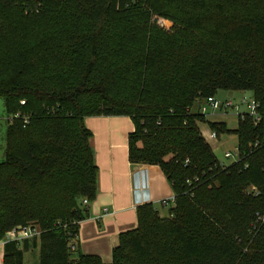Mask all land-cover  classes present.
<instances>
[{
  "label": "trees",
  "instance_id": "trees-1",
  "mask_svg": "<svg viewBox=\"0 0 264 264\" xmlns=\"http://www.w3.org/2000/svg\"><path fill=\"white\" fill-rule=\"evenodd\" d=\"M220 90L249 91L259 123L194 111ZM0 96V241L40 230L7 241L3 264L38 244L39 264H264V0H0ZM99 115L132 118L129 159L159 165L175 204L139 206L110 263L78 248L99 177L85 118ZM201 122L236 134L240 160L222 164Z\"/></svg>",
  "mask_w": 264,
  "mask_h": 264
},
{
  "label": "crops",
  "instance_id": "crops-1",
  "mask_svg": "<svg viewBox=\"0 0 264 264\" xmlns=\"http://www.w3.org/2000/svg\"><path fill=\"white\" fill-rule=\"evenodd\" d=\"M232 96L220 99L216 94L215 97L223 101ZM205 104V101L198 102L194 111L200 112ZM232 115L234 113L229 110L214 111L211 108L205 113L208 121L222 122L228 129L235 130L238 124L232 126L227 123ZM85 123L93 134L91 145L99 177L96 198L88 200L87 205L83 200L80 201L84 218L79 222L78 248L83 253L97 255L102 261L110 263L120 234L138 226V207L152 203L163 215V210L170 212L175 205L174 192L159 165L130 161L129 138L135 130L130 116H88ZM199 129L212 149L223 143L219 140L220 136H212L208 123H199ZM164 200L167 205L162 203ZM26 239L31 242L33 237ZM4 245L0 241V264H3ZM33 251H39V244L25 251L23 264H27L28 256ZM36 260L39 263V255L34 256V261Z\"/></svg>",
  "mask_w": 264,
  "mask_h": 264
},
{
  "label": "rangeland",
  "instance_id": "rangeland-1",
  "mask_svg": "<svg viewBox=\"0 0 264 264\" xmlns=\"http://www.w3.org/2000/svg\"><path fill=\"white\" fill-rule=\"evenodd\" d=\"M156 24L165 30H170L174 25L172 21L162 17L156 18ZM230 95H233L230 99L237 104V108L233 107L229 110L231 113H234V115L229 117L231 118V120H228L227 123L228 125L233 126L238 124L239 113L250 111L249 106L245 102H243V99L247 98L249 100L251 94L249 91H239V90H220L217 93V96L220 99H222L223 97H228ZM204 106L208 112L210 110L209 106L207 104H205ZM11 117L12 116H10L7 113L5 99L0 96V162L4 161L6 157L7 128L9 121L11 120ZM219 140L220 142L223 143L213 149L216 157L220 162H225L226 164H232L237 160L236 155L226 158L224 153L226 150L234 152L238 142L237 136L233 133H224L220 135ZM161 213L163 214L162 216H169L168 210H163ZM38 255H39V251H33V253L31 252L28 256L27 264H39L37 260L34 261V256L36 257Z\"/></svg>",
  "mask_w": 264,
  "mask_h": 264
},
{
  "label": "built area",
  "instance_id": "built-area-1",
  "mask_svg": "<svg viewBox=\"0 0 264 264\" xmlns=\"http://www.w3.org/2000/svg\"><path fill=\"white\" fill-rule=\"evenodd\" d=\"M205 102L209 106V108H211L214 111H217V110L227 111V110H230L233 107L237 108V104L231 99H227V100H223L222 101V100L217 99L214 96H209L205 100ZM243 102H245L249 106L250 111L249 112L239 113V115L244 116L245 114H248L253 119L255 124L259 123V121L261 120V115L258 112V108L260 106L259 102L254 97H252V95H251L249 100L247 98H244ZM22 103H24V101ZM201 112L204 113V114H205V112H207L205 106H202ZM211 134H212V136L214 138H216L218 136L215 131H212ZM261 146L262 145H261L260 141H256L253 144V148H259ZM224 155H225L226 158H229V157H232L233 155H236V157H237L236 161L240 160L239 150H238L237 146H236L234 152L227 151V152H225ZM222 164L226 165V163H224V162H222ZM248 191L249 192H254V194H256V195L258 193L257 188L255 186H250L248 188ZM83 203L85 205H87L88 200L84 199ZM162 203L164 205H167V201L166 200L162 201ZM39 234H40V230L37 227H33V226H30V225H28V226H17L15 228L7 231L6 234H5V237L1 240V242H3L5 244L7 241H11V240L12 241L13 240L14 241H19V240H23L25 238H31V237H34V236H38Z\"/></svg>",
  "mask_w": 264,
  "mask_h": 264
}]
</instances>
